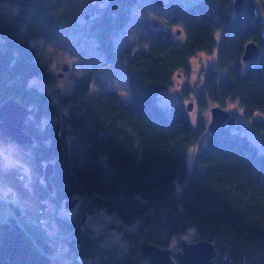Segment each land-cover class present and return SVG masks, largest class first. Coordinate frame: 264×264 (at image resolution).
<instances>
[{
	"label": "trees",
	"instance_id": "trees-1",
	"mask_svg": "<svg viewBox=\"0 0 264 264\" xmlns=\"http://www.w3.org/2000/svg\"><path fill=\"white\" fill-rule=\"evenodd\" d=\"M139 2L0 0V104L15 97L30 108L26 131L34 139L13 155V166L0 158V188H12L17 201L16 214L0 223V264H46L61 244L73 264H151L144 244L170 247L190 231L215 243L216 264H264V150L234 129L235 114L225 108L237 103L264 144V119L257 117L264 118V20L257 10L264 0H246L239 14L234 0H196L171 21L184 39L150 27L148 51L119 52L114 37ZM71 27L96 38L106 64H125L130 102L113 90L91 95L93 72L67 93L29 84L38 77L57 86L56 75L37 62L33 39L49 42ZM250 41L258 46L254 58L263 51L254 63L242 59ZM200 53L215 54L216 64L204 71L200 93L187 86L183 96L231 112L215 133L194 123L184 102L159 101L179 73L190 76V60ZM48 162L54 192L43 180ZM75 198L78 217L57 215L51 232L43 221L49 201ZM99 210L135 227L116 226L127 248L87 222Z\"/></svg>",
	"mask_w": 264,
	"mask_h": 264
},
{
	"label": "rangeland",
	"instance_id": "rangeland-1",
	"mask_svg": "<svg viewBox=\"0 0 264 264\" xmlns=\"http://www.w3.org/2000/svg\"><path fill=\"white\" fill-rule=\"evenodd\" d=\"M196 0H140L139 4L133 8L131 18L125 26V29L114 37V41L119 52L123 51L127 47H132L134 52L148 51L149 43L143 41L144 35L148 32L150 27L162 29L171 33V35L178 40L184 39L185 35L181 31L179 25H171V21L175 14L187 5L194 3ZM106 0H99V4L102 6ZM100 6V7H101ZM4 10H13L10 6H4ZM258 13L264 20V3H257ZM242 12V11H241ZM84 19L81 20V26H86L85 20L90 19L92 16L89 13ZM180 30V31H179ZM218 35V34H217ZM33 43L37 47L36 60L39 64L45 67V69L54 75H56V85H51L48 82L34 77L30 79L29 84H34L41 87L48 92L61 90V92H69L73 89L75 84L86 74L93 72V80L91 83L90 93L96 95L101 90H113L117 92L124 102L131 101V93L129 87L128 71L123 62H112L106 64L107 57L97 47L96 38H93L84 27L82 28H64L60 31L57 38L52 41L46 42L42 39H33ZM257 58L250 60L249 63L256 62ZM249 63H244V66H248ZM106 64V65H105ZM216 64L215 54L200 53L190 60V76H186L183 73H179L174 78L173 85L163 90L160 93L159 101L163 106H170L174 103L184 102L188 105L191 101H196L193 93L188 94V97L183 96V89L185 87H191L196 93H200V89L203 86V73L209 67H214ZM64 66H68L67 70H64ZM59 73L63 75L58 76ZM216 106L210 101L205 107L194 105L190 110V115L194 123H198V120H202L206 130L210 132L209 125L211 122V107ZM227 110L232 111L235 114L234 117V129L239 133L248 135L253 142L258 144L260 149L264 150V144L262 138L252 130L250 120L246 119L242 113L241 108L237 103H228L225 107ZM258 118L264 119L262 116L257 115ZM1 143V142H0ZM6 156L9 154L8 148L10 145L14 146V151L10 154L9 159L2 158L4 167L13 166L16 161L13 155L22 150V146L17 141H9L7 147L1 144ZM193 151L190 153L192 156ZM24 170H27V166H24ZM11 193L14 196H11ZM65 200L49 201V213L48 217L43 221L47 225L51 232L56 231L57 215L73 219L77 218L80 213V205L76 204L73 208L65 207ZM79 201V199H78ZM16 196L14 190L0 188V223L11 220L16 214L14 204H16ZM87 222L95 227L96 233L105 232L107 241L118 242L125 248L129 246V243L123 239L122 234L117 232L116 226H122L123 229L133 230L135 227H129L122 224L121 220L117 216H112L104 210H99L95 215L89 217ZM52 223V225H50ZM115 227L111 228L110 226ZM114 229V231H109ZM186 238L189 242L198 241L195 240L194 231H190L186 236L178 237L174 240V243L170 246L173 253H176L178 244L181 243V239ZM81 260L91 263L90 259L82 257ZM46 264H73V258L67 253V244H61L59 249L51 254V260Z\"/></svg>",
	"mask_w": 264,
	"mask_h": 264
},
{
	"label": "water",
	"instance_id": "water-1",
	"mask_svg": "<svg viewBox=\"0 0 264 264\" xmlns=\"http://www.w3.org/2000/svg\"><path fill=\"white\" fill-rule=\"evenodd\" d=\"M246 0H234L233 6L236 14H239L245 5ZM258 52V46L254 41L245 44L244 61L251 60ZM68 66H64L67 70ZM63 74L59 73L61 77ZM194 102L188 103V109L192 110ZM30 114V108L22 104L15 97L6 99L0 104V142L7 147L12 139L19 144H32L33 136L26 131L27 117ZM231 116V112L223 109L220 106L211 108V122L209 129L211 133H215L222 125H224ZM54 171L52 162L45 165L43 180L47 189L54 192V185L51 181V176ZM13 197V194H11ZM78 198L68 200L65 203L66 208L76 206ZM143 253L149 258L151 264H216L215 258L217 255L216 245L214 242L207 239L189 242L188 239H181V248L173 255V250L170 247H161L155 243L148 242L142 247ZM178 259V262L175 260Z\"/></svg>",
	"mask_w": 264,
	"mask_h": 264
},
{
	"label": "snow or ice",
	"instance_id": "snow-or-ice-1",
	"mask_svg": "<svg viewBox=\"0 0 264 264\" xmlns=\"http://www.w3.org/2000/svg\"><path fill=\"white\" fill-rule=\"evenodd\" d=\"M14 151V146L10 145L8 148V156H6L5 150L3 147H0V158L9 159L10 154Z\"/></svg>",
	"mask_w": 264,
	"mask_h": 264
},
{
	"label": "bare ground",
	"instance_id": "bare-ground-1",
	"mask_svg": "<svg viewBox=\"0 0 264 264\" xmlns=\"http://www.w3.org/2000/svg\"><path fill=\"white\" fill-rule=\"evenodd\" d=\"M37 54V53H36ZM5 189V188H4Z\"/></svg>",
	"mask_w": 264,
	"mask_h": 264
}]
</instances>
